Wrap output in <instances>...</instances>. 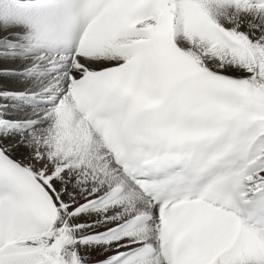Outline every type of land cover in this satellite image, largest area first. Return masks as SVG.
I'll use <instances>...</instances> for the list:
<instances>
[{"label":"snow or ice","instance_id":"obj_1","mask_svg":"<svg viewBox=\"0 0 264 264\" xmlns=\"http://www.w3.org/2000/svg\"><path fill=\"white\" fill-rule=\"evenodd\" d=\"M0 264H264V0H0Z\"/></svg>","mask_w":264,"mask_h":264}]
</instances>
